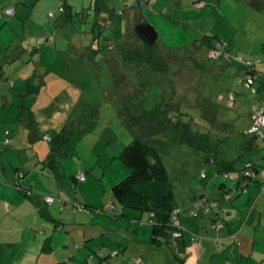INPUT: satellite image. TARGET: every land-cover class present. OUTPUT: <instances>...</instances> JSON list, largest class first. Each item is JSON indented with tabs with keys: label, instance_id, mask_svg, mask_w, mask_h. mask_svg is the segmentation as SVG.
Returning <instances> with one entry per match:
<instances>
[{
	"label": "rangeland",
	"instance_id": "374dc122",
	"mask_svg": "<svg viewBox=\"0 0 264 264\" xmlns=\"http://www.w3.org/2000/svg\"><path fill=\"white\" fill-rule=\"evenodd\" d=\"M197 1L159 0V7L164 5L163 13L166 15L159 12L160 8H155L154 12H146L149 13L146 21L155 24L159 33L155 43L162 42L170 48H178L179 53L176 55L177 59L173 58V61L168 62L170 68L162 75L165 83L163 86L159 80H154L158 73L144 71L147 73L145 88L150 93L151 103L155 96L157 100L161 99L163 90L173 104L185 100L191 107L190 114L195 120L200 124L206 122L212 128L214 141L220 151V162L238 159L236 166L242 167L245 162L253 161L257 153L264 155V129L263 136L257 138L254 134L245 133L250 125L249 109L261 100V94L264 96V87L260 80L250 89L239 83L238 79L244 77L247 70L236 65L235 61L239 64L243 61L244 65H253L257 71L264 72V0H259L262 6L260 9L253 7L248 0H202L204 5L201 7L195 4ZM122 8L124 5L118 2L117 10L109 7L102 10L101 16L104 19H101L102 25L96 28L93 24L84 22V19L95 18L97 11L90 6L75 10L73 20L64 22V25L56 24V16L62 14L58 7L51 9L55 12V18L51 22L47 18L44 31L45 36L50 35L55 41L45 43L49 51L57 52L56 59L58 58L63 69L50 78L53 82L54 77L59 78L55 83L58 84L59 93L67 96L62 98L63 115L65 111L67 114L65 120L59 122H55V118L39 114V124L49 130V136L60 130L68 117L80 110L79 102L71 99L72 95L82 101L85 111L86 108L90 111V107L98 108L99 118L92 130L80 139L76 150L62 162V167L67 169L64 177L59 169L53 174L47 167L42 168L43 162H38V167L34 165L36 158H47L50 139L41 138L34 145L27 143L18 146L23 148L19 153L22 159L30 163L28 168H23L26 173L24 178H34L36 189L33 188L34 191L27 196L15 185L0 181L3 186H0V228L11 231V234L2 232L0 264H37L39 258V264H58L62 261L64 264H192L196 259L200 263L208 261V255H204L203 259L197 256L198 251H192L188 258H184L173 241L161 245L154 243L151 240L149 212L126 208L124 214L118 213L121 210L120 204L116 203L112 188L129 173L120 155L123 148L139 134L128 129L121 121L114 102L109 98L113 82L107 62L99 54L92 56L90 47L92 48V40L96 38L97 44L105 47L106 56L114 55L117 49L114 51L112 48L108 49V46L116 45L119 34L124 31L127 32L125 40L129 45L137 47L142 44V39L135 30L140 18L126 22L127 16L119 11ZM47 11L46 8L44 13L47 14ZM24 23L28 25L30 22H19L20 25L16 26L19 36L15 40L13 28H5V35L0 40V50L11 52L17 46V49L20 48L21 38L25 34L23 31H26ZM30 33L36 34V31ZM100 33L103 38L96 37ZM206 34L213 37L215 44L221 43L220 50L225 49V54H231V60L235 64L227 61L224 55H213V51L207 47L195 51ZM227 43L230 44L229 51L225 47ZM24 45L32 50L31 43L24 42ZM181 50L186 54L181 56ZM146 61L143 59V62ZM90 62L96 64L95 70L86 68ZM192 63L204 66L198 68ZM75 86L79 90H75ZM51 87L55 89L57 85L52 83ZM256 88L260 90L255 92ZM229 90L236 92V101L232 106L228 99ZM41 94L45 95V91H41ZM201 107H208L207 112H213L210 120L201 115ZM213 117L216 124H223V127L214 128L211 122ZM0 121L3 122L4 119L1 118ZM225 121L234 124L230 134L225 130ZM5 123L6 127L11 124L17 126L9 124V121ZM21 130L27 129L23 127ZM10 136L16 141L15 133ZM255 138L257 142L253 141ZM29 141H33L31 137ZM145 141L159 151L168 170L179 211L176 222L185 230L188 242L195 244L205 240V244L210 246L215 241L216 244L222 243L223 247L225 243H233L239 226H235V231L231 230V225L228 226L225 222L229 216L216 220L211 217L220 201L229 200L230 197H225L226 187L222 183L225 185L227 181L229 185H236L240 181L234 178L236 174L230 170V175L225 178V164L208 163L200 151L186 143L179 144L167 135H150L145 137ZM252 141L254 146H251ZM0 143L4 150L1 137ZM6 149L10 150V146ZM26 151L28 157L24 155ZM11 156L18 158V153ZM78 171L86 174L85 181L75 180ZM41 172L51 178L53 192L48 190L49 184ZM235 188L243 191L241 185ZM7 190L10 197H6ZM57 190L61 192L60 198L55 194ZM233 190L235 189H230ZM50 194L56 198V204L47 203L46 196ZM239 196L234 201L241 202L244 195L242 198ZM59 199L62 203H58ZM79 204L91 207L74 210V206ZM47 205L53 208L50 210L53 218L63 222L62 229L52 219L40 213L39 208L48 207ZM226 233L230 235L229 239H225ZM46 242L50 243L51 250L44 249ZM88 245L93 248L92 251H97L95 258L91 257ZM104 249H107L105 254ZM101 255H106L103 260ZM232 256L234 258L233 254ZM136 257L143 260L136 261Z\"/></svg>",
	"mask_w": 264,
	"mask_h": 264
},
{
	"label": "trees",
	"instance_id": "16d2710c",
	"mask_svg": "<svg viewBox=\"0 0 264 264\" xmlns=\"http://www.w3.org/2000/svg\"><path fill=\"white\" fill-rule=\"evenodd\" d=\"M200 1L202 0H198L195 4ZM248 1L253 7L257 9H260L262 7L260 6L261 2L259 0ZM145 2H151V6H155V4L157 3L156 1L155 3H153V0H134L132 4H129V6L133 4L137 6ZM97 6V1H94V3L92 4V9L99 12V8ZM159 6L157 8H160ZM163 6L159 9V12L161 14H165L163 13L165 12L163 10ZM57 7L58 11L62 12V15L65 14V21L69 22L73 20V14H75V12H72L73 10L71 11V7H69L65 3V0H58ZM10 11H12V13H10ZM53 11L54 10L47 11L46 18L49 19L48 22H51V20L55 18V12ZM2 13L3 16H5L7 19L11 18L16 14V8L9 7L2 9ZM4 25H6V22H4ZM12 31L13 35L15 36V40L17 38V35L15 34L14 28ZM126 36H128L127 32H121L118 37L119 42L116 45L108 46V49L112 48L111 50L114 51L117 49L114 55L106 56L105 54L107 52H105V47H100L97 44L98 40L96 38L92 43V48L90 47V53L92 56L95 57L97 54H99L101 59L103 58L107 62L113 82L111 90L109 92V98L112 100V102H114L121 121L128 129L139 134V136L130 144L126 145L121 152L120 158L124 165L127 167L129 173L124 179L113 186L112 192L116 203L120 204L121 210L118 213L124 214L126 208H133L142 212H149V223L152 226L151 240L158 245L173 241L177 251L184 255L185 248L187 247L186 234L185 230L176 222L177 218L175 217H178L179 211L176 205L175 194L172 188L169 173L167 168L163 164L159 151L155 147L147 144L145 141V137L150 135L156 136L159 134H164L167 135L171 140H174L179 144L186 143L193 149L200 151V153L204 156L205 161H207L208 163L216 165H218L219 163L225 164V178L230 175V170H232V172L234 173L240 171L236 166V161L238 159L225 160L223 162H220V151L216 142L214 141L212 128L209 127V125H206V122L204 124H200L195 120L194 116L190 114L191 107L186 104L187 102L185 100L180 101L178 104H173V102L167 99L166 92L162 89L164 94L161 99L157 100V96H155L153 103L150 102V93H148V90L145 88V74L147 73H145L144 71H147L149 73L151 71H154L153 73H158L154 77V80L155 82H158L156 80H159L161 86H163V84L165 83L162 81V75L164 74L165 70L170 68L168 67V62L173 61V58L177 59L176 55L179 53V50H177L178 48L174 50L173 48H170L165 44L163 46L162 42H158L159 44H147L142 40H140L142 44L135 47L129 45L126 42ZM96 37L103 38L104 36L102 35V33H100ZM46 38L48 41L47 43H52L55 41V38L50 35H46ZM212 39L213 37L206 34L205 37L200 41L199 46L195 48V51L197 52L198 49H202L204 47L213 49L214 51H219V53L221 55H224L226 60H229L231 64L237 63L236 65L245 68L247 70V73L244 77H240L238 79V82L243 84L246 89L252 88L257 80H260L262 82L264 76L262 77L261 75H258L259 71L253 68V65L248 64V66H246L242 63L243 61H241L240 64L236 61L234 63L231 60V58L233 57L230 54H225V49L220 50V48H217L215 42ZM17 47L10 52V54L12 53L13 55V59H11V61L9 60L11 63L15 61L16 56L21 55L25 50H23L21 46L18 49ZM28 50L31 53H36L39 48H35L34 46L32 50ZM226 50L229 51L227 47ZM20 51H22L21 54ZM184 52L182 50L180 51L181 56L186 54ZM217 56H219V54ZM29 59L24 60L23 64L31 62L32 58L30 60ZM143 59H146L147 61L143 62ZM4 64L5 62L0 61V78L3 76L4 78L8 77V75H3L2 73V67L4 66ZM195 64L192 63L193 66L198 68H202L204 66L199 63ZM92 65L96 67V64L91 63V66ZM30 67H34V69L32 75L25 81L26 86L24 87V93L34 94L38 92V89H40L43 75L38 74L35 66ZM255 76L256 78L254 79ZM249 77L253 78L252 82L248 81ZM7 81L8 83H10V86L12 85L13 89L16 87L14 86V83L10 82V79H7ZM17 89L18 87L15 89V91H13V95L15 98H18L19 93H21V91H17ZM259 90L260 88L254 89L255 92ZM235 93L236 92L232 90L228 91L230 106L234 105L236 101ZM255 106L264 109V100H260L257 104L251 106V108L249 109L248 117L250 116L251 118L250 124L252 122V115L255 112L253 109ZM207 111L208 107H201V115L204 118L210 120V118H212L213 112ZM98 118V108H93L90 109V111L88 110L85 112L77 113L74 117L69 116L63 127L60 130L56 131L54 134H50V137L46 136L49 133V130H47V128H43L42 130L40 128V124L37 122L35 123L31 119L30 124L23 123V125H26L23 127H25L27 130L36 129V131L39 132V138H35L36 142L37 139L39 140L41 138L49 137L48 139H50V149L47 158L43 160L38 158V162H43L42 168L47 167V169L52 170L53 174L55 171H57V169H59L60 174L62 175L63 173L62 177H64L67 169L62 167V162L65 158L67 159L74 150H76L77 144L80 139L88 131L92 130ZM211 122L214 128L221 126L216 124L214 117L213 119H211ZM224 124L225 130L228 134H230L233 131V122L225 121ZM249 126L245 129V133L254 134L255 137L260 136V132H249ZM221 127H223V124ZM10 132V130L6 131V138L4 141L7 145L12 143ZM13 149L21 150L17 146L13 147ZM239 157L241 158V156ZM248 164L249 165L246 164V167H253L254 170H258V172L261 174V178L263 179L262 183L264 184V160L260 166L258 164H255L254 162H248ZM13 170L16 171L15 168H13ZM24 172L25 171H19L18 173L15 172L16 178L11 185H15L19 190L22 191L23 194L29 196L31 195V192L34 191V189L31 186H26L21 182L22 178H24V176L26 175V173ZM75 173L73 172V174ZM41 174L42 176H46L44 172H41ZM78 174L75 175V180L82 181L78 179ZM244 177L247 178L246 175H244ZM227 184V181H225V185L222 183V186L226 187L225 197L230 196V199H232V195L230 194L231 187L227 188ZM238 185L239 181L236 185H234V189H238L235 188ZM48 198H52L53 200L49 201ZM57 198H60V196H58ZM46 201L47 203L52 205V203L56 204L54 202L57 200L52 194H50L46 196ZM58 202L62 203L60 202V199L58 200ZM201 206H203V203L201 204ZM90 207L91 206L79 204L74 206V210H83ZM63 208L64 206H62L61 209ZM50 210L51 209H49L48 207L39 208V211L43 216L52 219L55 222L56 226L61 227L60 229H62L61 225L63 222L61 220H55L51 215ZM211 218H213L214 220L218 219V217L214 215H212ZM236 242H238L237 237H235V243ZM88 248L91 251V257L95 258L98 254L97 251H92L93 248L90 245H88ZM44 249L51 250L49 242H46ZM106 250L107 249H104V254L106 253ZM105 256L106 255H101V259L103 260ZM58 264H64V262L62 261Z\"/></svg>",
	"mask_w": 264,
	"mask_h": 264
},
{
	"label": "crops",
	"instance_id": "0c3cea01",
	"mask_svg": "<svg viewBox=\"0 0 264 264\" xmlns=\"http://www.w3.org/2000/svg\"><path fill=\"white\" fill-rule=\"evenodd\" d=\"M94 1H97L99 12H96L95 18L87 20L84 19V22L93 24L95 28L99 25H102L101 19H104L101 16L102 10L108 7L112 10H117L116 7L118 2L124 5V8L120 9L119 11L127 16V18L125 19L126 22H133L134 19L140 18V21L136 22V25L148 22L146 20H148L147 15L149 13L146 12H154L155 7L157 8L160 5L159 0H153V3H155V1L157 2L155 6H151V2H145L137 6L135 4L129 6V4H132V2L128 3L130 0H118V2L117 0H65V3L69 7H71V11L73 10L72 12H75V10H79V8H87L89 6L90 8H92V4L94 3ZM57 6L58 0H0L1 41L3 35H5V28L7 26L14 28L15 34L19 36L18 31L16 30V26L20 25L19 22H30L28 23V25H26L25 23L23 24L26 31H23L25 34L21 38V47L23 50H25L22 54V51H20L21 55L16 56L14 62H10L11 59H13L12 53L10 54V52L0 50V61L5 62L4 66L2 67V73L3 75H8V77L6 78H4V76L0 78V120L1 118L4 119L3 122L0 121L1 123H4H0V137L4 141L6 138V131L10 130V135L15 133V136L17 138L15 141V138L11 136L12 143L9 145H7L4 141V150L1 149L2 144L0 143V181L6 184L11 185L16 178L15 172L18 173L19 171H25L23 168H28L30 164L29 161L22 159V155L19 154L22 152V150L13 149V147H18L19 145L24 146L27 145V143H31L32 145H34L36 144L35 138H39V132H37L36 129H29L30 131L21 130V128L23 127V123L30 124V119L35 123H39V114H45L47 117L55 118V122L63 121L66 118L67 111H65V115H63L64 109L62 108L64 106V103L62 98L67 96L59 93L58 84L55 83L59 78L54 77V82L50 78L51 76L58 74L56 72L62 71L63 66L58 61V58L56 59L55 55L57 52L52 53L51 51H49V47H47L45 43L48 41L45 36L46 33L44 31L45 22H47L46 13H44L46 11V8L48 10H51L56 9ZM9 7H15L16 14L13 17L7 19L5 16H3L2 9ZM163 10L165 9L163 8ZM152 14L155 15L154 13ZM56 17V22L58 25H64V22H67L65 21V14H60ZM4 22H8V24L4 25ZM150 22L151 21H149V23ZM154 26L156 28L155 24ZM31 31H36V34H31ZM93 41L94 40H92V43ZM24 42H26L27 44L31 43L33 45L32 49L35 46V48H39V50L36 53H31L24 45ZM219 44L221 43L219 42L216 44L217 48H219ZM229 46L230 44L227 43L225 47L230 50ZM173 49L175 50L177 48ZM29 58H32L31 62L23 64V61ZM88 64L86 68L95 70V66H91V63ZM30 66H35L38 74L43 75L40 89H38V92L34 94L24 93V87L26 86L25 81L32 75L34 69V67ZM263 73L264 72H259V75H264ZM7 79H10V82L14 83V86H16L14 89L12 88V85L10 86V83H8ZM52 83L57 85L55 89H52ZM260 84H262V86L264 87V79ZM17 87V91L20 90L21 93H19L18 98H15L13 95V91H15ZM43 90L45 91V95L41 94V91ZM75 90H79V88L75 86ZM72 98H74V100H77L79 102L78 104H80L81 106L80 110L76 112L80 113L82 111H85L83 109L84 106L82 101L80 99H76L75 97H73V95L71 99ZM260 98L261 100H264V96L262 94L260 95ZM67 100H69V97ZM88 110L89 109L86 108V111ZM77 113H72L70 117H74ZM248 118L250 121V116ZM6 121H9V124L14 123L17 126L11 124L6 127ZM40 128L43 130V127L40 126ZM30 137L33 141H29ZM256 138L255 140H253L254 142H257ZM253 141L251 142V146H254ZM7 146H10V150L6 149ZM14 150L17 151L14 152ZM14 153H18V158H14L11 156V154ZM37 153L38 152H36V156L38 155ZM24 155L27 157L29 156L27 151L26 153H24ZM263 159L264 155L257 153V155L254 157V160L251 159L253 161L250 162H254L255 164H258L260 166L263 162ZM37 162L38 158H36L34 164L35 167H38L36 165ZM246 164L249 165L248 162H245L242 167H238L240 171L235 172L236 175L234 177L236 180H240L239 185H241L243 191L239 188L235 189V191H230L233 192L231 194L232 199H230V197L229 200L222 199L219 205L216 206L218 209L213 213V215L217 216L218 218L229 216V219H225V222L226 224H228V226L231 225V230H234L235 226H239L236 231L234 230L236 232L234 238L237 237L238 242L235 243L234 240L233 243H225V246L223 247L222 243L220 245L219 243L216 244V242L213 241L214 245L209 246V244H205V240H201V243L193 244L191 242H188L186 238L187 247L185 248V253L183 256L184 258H188V254L192 251H198L197 256L203 257V259L204 255H208V261L206 263H200L199 260L196 259L195 262H192V264H264V184L262 183L263 179L261 178V174L258 172V170H254L253 167L248 168L246 167ZM13 168H15L16 171H14ZM80 172L81 171H78L76 174ZM244 175H246L247 178H245ZM44 178L46 183L49 184L48 190L53 192L51 190V187L54 184L51 182V178L48 176H44ZM21 182L26 186H31L32 188L36 189V181L32 177L27 176ZM228 187H231V189L234 188L233 185L229 184L227 188ZM55 194L61 197V192L59 190H57ZM238 195H240L239 198H242V195H244L241 202L234 201L235 197ZM247 196L249 198H247ZM6 197H10V193L8 190ZM54 203H56V201ZM48 208L53 209L49 206ZM13 229L17 231L15 227ZM3 231L7 234H11V231L0 228V239ZM229 237L230 235L226 233L225 239H229ZM231 238H233V236ZM232 254L234 255V258ZM139 258L141 257H136V261L143 259ZM39 261L40 258L38 259L37 264H39ZM189 264H191V262H189Z\"/></svg>",
	"mask_w": 264,
	"mask_h": 264
},
{
	"label": "built area",
	"instance_id": "2783aa9c",
	"mask_svg": "<svg viewBox=\"0 0 264 264\" xmlns=\"http://www.w3.org/2000/svg\"><path fill=\"white\" fill-rule=\"evenodd\" d=\"M198 6H203L204 3L202 1L198 2L197 3ZM10 13H12V11H10ZM213 55H218L219 52L217 51H213ZM248 81L249 82H252L253 81V78L252 77H249L248 78ZM254 114L252 115V122L249 126V129L248 131L249 132H260V135H263V129H264V109L261 108V107H257L255 106L254 108ZM263 176H264V171H263ZM78 179L80 180H85V174L83 172L79 173L78 174ZM49 201H52L53 199L52 198H48ZM177 218V217H175Z\"/></svg>",
	"mask_w": 264,
	"mask_h": 264
},
{
	"label": "water",
	"instance_id": "95a60500",
	"mask_svg": "<svg viewBox=\"0 0 264 264\" xmlns=\"http://www.w3.org/2000/svg\"><path fill=\"white\" fill-rule=\"evenodd\" d=\"M135 30L136 33L140 36V38L147 44H154L158 40L159 33L157 29L153 24L149 22L140 23L136 25Z\"/></svg>",
	"mask_w": 264,
	"mask_h": 264
},
{
	"label": "clouds",
	"instance_id": "9594fccd",
	"mask_svg": "<svg viewBox=\"0 0 264 264\" xmlns=\"http://www.w3.org/2000/svg\"><path fill=\"white\" fill-rule=\"evenodd\" d=\"M212 51H214L213 49H211ZM217 52H219V51H217ZM220 54V53H219ZM217 56V55H216Z\"/></svg>",
	"mask_w": 264,
	"mask_h": 264
}]
</instances>
